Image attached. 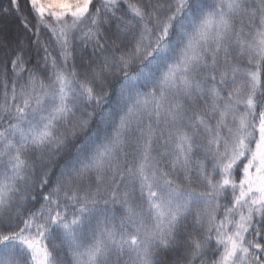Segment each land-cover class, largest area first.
<instances>
[{"label": "snow or ice", "instance_id": "obj_1", "mask_svg": "<svg viewBox=\"0 0 264 264\" xmlns=\"http://www.w3.org/2000/svg\"><path fill=\"white\" fill-rule=\"evenodd\" d=\"M0 264H264V0H0Z\"/></svg>", "mask_w": 264, "mask_h": 264}, {"label": "trees", "instance_id": "obj_2", "mask_svg": "<svg viewBox=\"0 0 264 264\" xmlns=\"http://www.w3.org/2000/svg\"><path fill=\"white\" fill-rule=\"evenodd\" d=\"M5 2H6V0H5Z\"/></svg>", "mask_w": 264, "mask_h": 264}]
</instances>
